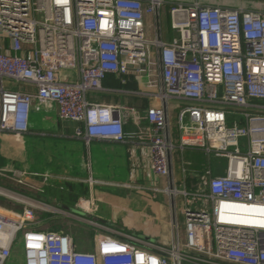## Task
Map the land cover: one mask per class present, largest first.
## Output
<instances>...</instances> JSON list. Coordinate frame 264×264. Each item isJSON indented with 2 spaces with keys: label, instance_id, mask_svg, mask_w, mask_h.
Here are the masks:
<instances>
[{
  "label": "built area",
  "instance_id": "obj_1",
  "mask_svg": "<svg viewBox=\"0 0 264 264\" xmlns=\"http://www.w3.org/2000/svg\"><path fill=\"white\" fill-rule=\"evenodd\" d=\"M228 1L0 0V138L28 133L31 110L55 105L62 120L82 125L76 135L87 145L126 143L127 109L88 95L113 92L103 87L109 75L123 84L130 75L145 80L132 95L160 103L147 108L151 128L140 136L156 177H170L176 149L226 161L224 175L206 172L197 192L169 183L174 201L191 196L181 210L184 238L170 246L82 218L97 232L95 251L85 252L66 232L32 229V208H0V264L11 261L21 235L25 264H264V9L245 6L264 0ZM167 5L172 41L160 34ZM147 16L155 20L149 28ZM173 102L177 134L167 112ZM27 175L0 168L19 185ZM93 206L84 209L92 214ZM259 219L262 227L249 225Z\"/></svg>",
  "mask_w": 264,
  "mask_h": 264
},
{
  "label": "crops",
  "instance_id": "obj_2",
  "mask_svg": "<svg viewBox=\"0 0 264 264\" xmlns=\"http://www.w3.org/2000/svg\"><path fill=\"white\" fill-rule=\"evenodd\" d=\"M201 3L216 6L231 4L224 0H204ZM168 12L167 5L160 18L163 41H172L176 37ZM145 20L148 28L155 21L151 16H147ZM150 36L152 37L151 31ZM119 79L110 75L103 83L106 90L112 89L113 92H90L88 97L92 102L113 104L127 109L122 114L126 143L92 140L87 145L76 135L82 125L62 120L55 105L31 110L28 133L17 136L3 134L0 138V168L28 174L25 179L26 186L0 176V193L12 196H0L1 201L2 198L6 200L0 202V208L9 212H19L25 207L32 208L37 217L32 229L66 232L73 236L77 247L85 252L95 251L97 232L81 220L84 217L74 214L75 211L88 215L89 220L110 225L111 229L137 235L148 242L170 246L177 235L184 238L185 217L181 212L183 208L178 210L177 198L174 201L170 195L167 204L161 199L164 204L161 205L154 188L164 190L173 182L172 186L180 191L194 193L200 189L201 177L206 172L211 171L213 177H218L226 171L225 160L215 157L212 160L213 156L202 150L186 148L185 151L176 149L171 154V175L168 179L156 177L150 168L149 145L140 136L151 128L146 120L147 108L158 107L160 103L149 97L141 98L131 94V91L145 88V80L129 75L127 83L123 84L122 80L119 83ZM177 107L178 104L173 102L167 111L170 127L176 134ZM198 156H203L205 163ZM2 188L20 195L6 192ZM137 201L147 210L149 219L163 217L162 227L150 225L148 219L139 221L144 217H139L134 210ZM182 203L185 207L188 201L184 199ZM90 204H94L92 214L84 209ZM22 246L23 242L19 239L10 264H25Z\"/></svg>",
  "mask_w": 264,
  "mask_h": 264
},
{
  "label": "rangeland",
  "instance_id": "obj_3",
  "mask_svg": "<svg viewBox=\"0 0 264 264\" xmlns=\"http://www.w3.org/2000/svg\"><path fill=\"white\" fill-rule=\"evenodd\" d=\"M165 1H167L168 3H173L174 1L173 0H165ZM182 1H184V2H188V3H190V2H195V1H197V0H181V2ZM201 2H203L204 0H200ZM221 1H223V0H221ZM224 1H228V0H224ZM239 3V1H237V3H235V2H233L232 4L233 5H236V4H238ZM245 6L246 7H249V8H252V9H255V10H257V9H264V6H262V4H252V3H246L245 4ZM187 157V156H186ZM199 157V160L200 161H202L203 163H205V161H206V159H204V157L203 156H198ZM212 160H214V157H212ZM224 161V160H223ZM219 162H221V161H219ZM225 163H226V161H225ZM222 176V175H221ZM93 184V183H92ZM168 185V184H167ZM165 186H163V188H164ZM175 189H177L178 191H180L179 190V188H177V187H174ZM6 189V188H5ZM8 190V189H7ZM168 190V187H165V190L163 191V192H157V193H155V194H157L156 196L157 197H159L158 198V200H159V203L161 204V205H164V204H162V202H161V199L163 200V201H165V203L167 204L168 202H169V193H167L166 191ZM0 196H2V197H9L10 195H5V194H2V193H0ZM10 197H12V196H10ZM1 198V197H0ZM4 198H2V201H6ZM190 198H191V196H189V199H188V201H190ZM177 200H178V202H177V207H178V210H180L181 208H184L183 207V201H184V198L182 197V196H178L177 197ZM1 201V199H0V202H2ZM3 203V202H2ZM1 204V203H0ZM142 203H140V202H138L137 201V206L136 207H134V210H136L137 212H138V214H139V217H141V216H143L144 217V219H139V221H145L146 219H148V221L150 222L149 224L150 225H153V226H158V227H162V223H163V220H162V218L163 217H161V218H156V219H154V218H150L149 219V216L146 214L147 213V210L144 208V206L143 205H141ZM195 207H198V206H200L199 204L196 206V205H194ZM74 214H78V215H80L81 217H84V218H88V219H90L89 217H88V215H86V214H84V213H82L81 211H75L74 212ZM181 222H183V219L181 218ZM108 227H112V226H110V225H108ZM72 231H74V229L72 230ZM20 239L22 240V242H23V239H22V235L20 236ZM21 251H22V249L21 248H19ZM20 262V261H19ZM7 264H10V262H8ZM15 264H18V263H15ZM20 264H22L21 262H20ZM23 264H24V262H23Z\"/></svg>",
  "mask_w": 264,
  "mask_h": 264
},
{
  "label": "bare ground",
  "instance_id": "obj_4",
  "mask_svg": "<svg viewBox=\"0 0 264 264\" xmlns=\"http://www.w3.org/2000/svg\"><path fill=\"white\" fill-rule=\"evenodd\" d=\"M246 212H244V211H242V210H239V211H234V214L235 215H238V217H242V216H240V215H244ZM262 220L263 219H259V222H257V223H253V222H249V225H251V226H261L262 227V225H261V222H262Z\"/></svg>",
  "mask_w": 264,
  "mask_h": 264
},
{
  "label": "water",
  "instance_id": "obj_5",
  "mask_svg": "<svg viewBox=\"0 0 264 264\" xmlns=\"http://www.w3.org/2000/svg\"><path fill=\"white\" fill-rule=\"evenodd\" d=\"M3 190H5L6 192H9V193H12V194H14V195H16L17 193H13V192H11V191H8V190H6V189H4V188H2ZM17 195H20L19 193L17 194Z\"/></svg>",
  "mask_w": 264,
  "mask_h": 264
},
{
  "label": "trees",
  "instance_id": "obj_6",
  "mask_svg": "<svg viewBox=\"0 0 264 264\" xmlns=\"http://www.w3.org/2000/svg\"><path fill=\"white\" fill-rule=\"evenodd\" d=\"M110 76V75H109ZM128 79V77H125V80H127ZM121 78L118 80L119 81V83H121ZM116 83H118V82H116ZM17 191V190H16ZM18 192V191H17Z\"/></svg>",
  "mask_w": 264,
  "mask_h": 264
}]
</instances>
